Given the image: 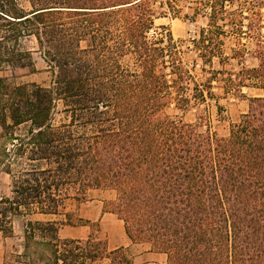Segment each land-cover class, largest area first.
Here are the masks:
<instances>
[{
	"label": "trees",
	"instance_id": "obj_1",
	"mask_svg": "<svg viewBox=\"0 0 264 264\" xmlns=\"http://www.w3.org/2000/svg\"><path fill=\"white\" fill-rule=\"evenodd\" d=\"M179 1L0 0V72L33 68L37 51L50 74L45 84L0 76V171L10 178L0 233L25 219L21 264H132L93 232L58 236L91 224L62 212L91 190L114 192L105 210L166 264H264V3L189 0L186 18L207 19L189 45L150 37ZM226 30L253 40L255 67H224ZM243 55L242 44L231 56ZM214 88L261 94L222 136L202 128L203 115L165 113L216 103Z\"/></svg>",
	"mask_w": 264,
	"mask_h": 264
},
{
	"label": "rangeland",
	"instance_id": "obj_2",
	"mask_svg": "<svg viewBox=\"0 0 264 264\" xmlns=\"http://www.w3.org/2000/svg\"><path fill=\"white\" fill-rule=\"evenodd\" d=\"M189 0L179 1L177 2V8L179 12L177 14L167 13L162 17H157L154 20V24L152 29L149 31V36H160L165 38L167 35H170L173 40L176 41H184L185 45H189L188 39L191 37L198 29V27H205L207 23V19L205 16L197 15L194 21H189L186 18L187 14L191 13V4L188 3ZM264 3V0H262ZM260 12L264 16V5L260 7ZM264 24V21H262ZM262 38H264V28L260 30ZM244 46V55L241 59L232 58L233 49L241 46ZM25 45L28 48H32L35 44L33 39L29 38L25 41ZM254 47V42L252 39L246 36H237L234 33L226 30V34L223 37V46L222 51L224 56L230 57L224 67L226 69L238 70L242 66L247 68H253L257 65V59L254 57L252 50ZM186 56L191 58L194 53L191 47L185 48ZM33 59V68L29 69L25 68H15V69H6L3 72H0V76H7L12 81L16 83L22 82H35L39 84H45L49 79V72L43 60L37 51L32 52ZM217 67V64H215ZM213 91L220 95L216 103L214 101H207L204 104H201L198 107H193L187 111H178L173 109L172 105L165 110L166 114H178L185 121L194 122L196 116L203 115L205 118L203 120L202 128L205 129L207 126L211 131L216 132L218 135H225L228 131V127L231 123L236 122L240 115L245 113L248 109L249 97L258 96L261 94V91L256 88H242V92L245 97H235L232 95H223L219 89L214 88ZM221 107V111L218 114L216 107ZM10 194V178L7 174L0 171V197L9 196ZM115 194L112 191H103V190H91L87 194V200L82 201L80 203L75 202L73 200H67L65 202V206L62 209V212H70L73 214V220H76L78 217L76 208L81 203H85L86 201H94L95 203L102 206L105 210L108 208L107 202L114 198ZM102 202V203H101ZM30 219L34 220V216H30ZM22 219L23 223H19V227L16 228L17 231H22V226L24 228V218H16ZM14 219V220H16ZM90 231L95 234L96 224L92 222L88 225ZM13 231V224H12ZM97 236V234H95ZM98 237V236H97ZM14 242L18 243V240L14 238ZM126 257L128 254L123 252ZM13 257H9L11 260Z\"/></svg>",
	"mask_w": 264,
	"mask_h": 264
},
{
	"label": "crops",
	"instance_id": "obj_3",
	"mask_svg": "<svg viewBox=\"0 0 264 264\" xmlns=\"http://www.w3.org/2000/svg\"><path fill=\"white\" fill-rule=\"evenodd\" d=\"M76 212L78 217L96 224L95 234L106 242L108 250L122 248L128 254V259L132 264H166L164 254L152 251L147 243H133L125 234L123 222L94 201L79 204ZM43 218L46 217L34 215V219ZM19 223H23L22 219L13 221L11 236H4L0 233V264H21L16 258L24 248L23 226L20 232L16 229ZM91 232L88 225L63 226L58 229V236L85 239ZM14 238L18 240V243L14 242ZM9 257L13 258L9 260ZM94 264H109V260L105 259Z\"/></svg>",
	"mask_w": 264,
	"mask_h": 264
}]
</instances>
